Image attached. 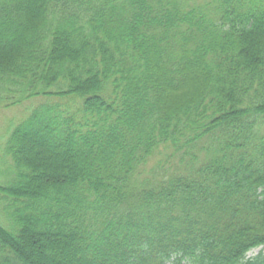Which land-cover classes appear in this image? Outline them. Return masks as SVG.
<instances>
[{
    "label": "trees",
    "instance_id": "trees-1",
    "mask_svg": "<svg viewBox=\"0 0 264 264\" xmlns=\"http://www.w3.org/2000/svg\"><path fill=\"white\" fill-rule=\"evenodd\" d=\"M39 98L0 264H264V0H0V108Z\"/></svg>",
    "mask_w": 264,
    "mask_h": 264
},
{
    "label": "rangeland",
    "instance_id": "rangeland-1",
    "mask_svg": "<svg viewBox=\"0 0 264 264\" xmlns=\"http://www.w3.org/2000/svg\"><path fill=\"white\" fill-rule=\"evenodd\" d=\"M43 99L39 98L29 100L23 104L14 105L8 108H0V147L2 142L5 141L8 131L21 119L27 116L33 105L39 103ZM1 152V151H0ZM1 157V156H0ZM1 165V164H0ZM259 251L264 252V246L254 248L248 252V256H252Z\"/></svg>",
    "mask_w": 264,
    "mask_h": 264
}]
</instances>
